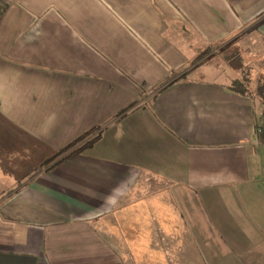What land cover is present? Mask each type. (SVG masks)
Masks as SVG:
<instances>
[{
    "label": "crops",
    "instance_id": "0c3cea01",
    "mask_svg": "<svg viewBox=\"0 0 264 264\" xmlns=\"http://www.w3.org/2000/svg\"><path fill=\"white\" fill-rule=\"evenodd\" d=\"M256 39L264 0H0V264H264Z\"/></svg>",
    "mask_w": 264,
    "mask_h": 264
},
{
    "label": "trees",
    "instance_id": "16d2710c",
    "mask_svg": "<svg viewBox=\"0 0 264 264\" xmlns=\"http://www.w3.org/2000/svg\"><path fill=\"white\" fill-rule=\"evenodd\" d=\"M229 46L224 49H220L219 52H217V55H222L224 57L225 62L234 70L236 71H244L246 67V61L244 60L242 52L236 51H228ZM213 49L207 48L204 49L203 52H201L193 61L192 63L195 65H201L203 62H206L210 59L211 55L213 54ZM243 77L241 80L235 81L233 83L234 90L238 91L239 93H245L254 95V98H260L262 103L264 104V81H261L256 87H253L251 85L252 77L249 73H243ZM183 78L185 75L182 76ZM91 134L87 133L85 135H82L81 138H78L77 140L70 143V145L64 149H62L58 154L50 161H55L58 158L63 157V159L60 162H64L65 160L71 158V156L78 152L76 149L74 152L71 153V155L64 157L71 149H74L76 146L80 145L82 140H84L87 136ZM262 136V139L264 141V132L260 135Z\"/></svg>",
    "mask_w": 264,
    "mask_h": 264
},
{
    "label": "rangeland",
    "instance_id": "374dc122",
    "mask_svg": "<svg viewBox=\"0 0 264 264\" xmlns=\"http://www.w3.org/2000/svg\"><path fill=\"white\" fill-rule=\"evenodd\" d=\"M251 39H252V36H251ZM256 44L257 45L255 46V48H253V53H256V52L260 53V56L256 57V61H261L264 59L263 45L258 41V39H256ZM251 59H253V54H250L249 56H247L248 61H250ZM226 64L227 62H225L224 57L222 55H217L215 58H212L211 60H209V63L207 66L214 67V68L221 67L222 70H225L227 68ZM261 68L262 67H256V70H255L257 79H260V80H257L258 83H260L261 80L264 79V67L262 69ZM262 124L264 126V120H262ZM181 237L185 238L184 233ZM187 237L190 239L191 238L190 234L189 235L187 234ZM229 253H231V251ZM257 260L258 258H256V261Z\"/></svg>",
    "mask_w": 264,
    "mask_h": 264
}]
</instances>
